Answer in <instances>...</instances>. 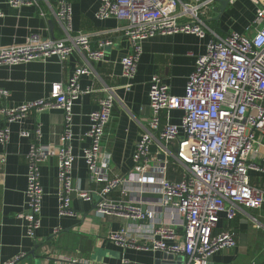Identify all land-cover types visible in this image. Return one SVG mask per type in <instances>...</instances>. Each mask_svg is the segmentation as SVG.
<instances>
[{
    "label": "built area",
    "instance_id": "built-area-1",
    "mask_svg": "<svg viewBox=\"0 0 264 264\" xmlns=\"http://www.w3.org/2000/svg\"><path fill=\"white\" fill-rule=\"evenodd\" d=\"M4 1L15 9L39 6V0ZM41 1L47 11L40 8L39 15H52L64 37L50 39L33 32L22 44L1 47L0 65L44 60L50 56L64 61L75 51L83 63L73 70L68 82L53 83L47 97L3 108L5 124L0 127V143L9 137L8 125L25 118L30 110L61 109L65 117L55 152L59 216L73 214V191L90 202L96 193L97 212L141 221L136 225V232L146 237L142 242L125 228L107 235L108 241L122 248L159 250L182 257V264H207L215 253L233 248L236 245L233 231L216 232L221 219H233L238 212L258 209L264 202V189L251 180L252 173L264 175V0H249L254 6V15L246 28L247 34L231 30L223 35L204 20L207 10L218 6L219 0H100L95 17L120 22L116 29L130 42V51L120 58L122 76L128 81L135 75L145 40L178 33L200 38L208 35L209 40L205 52L196 56L181 95L172 94L169 85L158 75L151 76L150 116L135 143L132 166L126 174L112 177L108 156L101 153V141L115 95L113 87H104L106 95L89 115L86 133L89 144L81 150L90 180L101 186L99 192L75 189L72 185L75 154L71 145V112L84 93L79 86L80 78L94 73L93 65L103 61L112 40L104 37L93 44L88 33L72 34L70 0H56L55 5L49 0ZM233 1L229 0L228 4ZM130 86V82L124 85L125 89ZM6 97L7 92L0 89V99ZM171 110L180 112L178 123L169 121ZM39 135V128L21 132L23 137ZM153 145L155 152L151 151ZM51 154L49 147L34 144L27 152L28 213L23 219L30 236H34L39 226L43 199L39 167ZM171 160L183 167L178 180L167 177ZM152 188L157 192L158 202L149 209L124 199L129 191L150 193ZM113 190L120 191L123 198L111 199L109 194ZM158 209L169 212L168 223L155 221ZM21 256L18 254L0 264H16Z\"/></svg>",
    "mask_w": 264,
    "mask_h": 264
},
{
    "label": "crops",
    "instance_id": "crops-1",
    "mask_svg": "<svg viewBox=\"0 0 264 264\" xmlns=\"http://www.w3.org/2000/svg\"><path fill=\"white\" fill-rule=\"evenodd\" d=\"M49 1L55 5L56 0ZM70 1L73 8L72 34L88 33L93 44L104 37L112 40V44L106 47L103 61L93 65L94 73L80 78L79 86L84 93L71 112V145L75 154L72 185L75 189L99 192L101 186L90 180L81 150L89 144L86 136L89 115L106 95L104 87H113L115 95L101 141V153L108 156L109 175L112 177L126 174L132 166L135 143L147 127L150 116L148 85L151 76L158 75L169 85L172 94L181 95L196 56L205 52L209 36L200 38L178 33L145 40L135 75L128 81L122 76L120 58L130 51V42L116 29L121 23L114 18L101 20L95 17L100 0ZM38 3V7L15 9L0 0V48L22 44L33 32L50 39L64 37L62 28L52 15H39V9L47 11V6L41 0ZM215 7L207 10L204 20L216 33L224 34L231 30L248 33L246 28L254 15V6L249 0H234L220 15ZM246 11H249V16L244 18ZM82 63L81 55L75 51L64 61L50 56L44 60L0 65V89L7 92V97L0 99V127L5 124L3 108L47 97L53 83L68 82L73 70ZM128 82L131 86L125 89ZM64 117V112L57 108L41 112L30 110L25 118L8 125L9 137L5 143H0V263L22 254L16 264H71L73 260L81 264H182L179 256L169 259L159 250L122 248L108 241L107 235L120 228L127 229L138 242L146 240V237H140L136 232V225L141 221L97 212L96 193L94 201L90 202L79 198L73 191V214L58 215V158L55 152L63 131ZM168 119L178 123L180 112L171 110ZM163 120L166 121V115H163ZM35 128L40 129L39 136H21L22 131ZM33 144L49 147L53 154L39 167L43 199L39 226L34 236H30L23 218L28 213L27 152ZM155 150V146H151V151ZM183 171L182 166L171 160L167 177L178 180ZM251 180L264 189V175L252 173ZM148 192L129 191L124 199L149 209L157 204L158 196L154 188ZM123 196L118 190L109 194L113 200H120ZM21 215L22 218L19 217ZM155 221L168 223L169 212L158 209ZM223 230L233 231L236 245L215 253L207 264H264V202L258 209L238 212L233 219L222 218L216 232ZM177 231L181 233L182 229L177 228Z\"/></svg>",
    "mask_w": 264,
    "mask_h": 264
},
{
    "label": "water",
    "instance_id": "water-1",
    "mask_svg": "<svg viewBox=\"0 0 264 264\" xmlns=\"http://www.w3.org/2000/svg\"><path fill=\"white\" fill-rule=\"evenodd\" d=\"M228 2L229 0H219V5L215 8V11H217L218 15H220L225 10V8L228 6ZM218 18L219 16H217L215 19L217 20ZM164 256L165 258H169V259L173 257L172 255H169V254H164Z\"/></svg>",
    "mask_w": 264,
    "mask_h": 264
},
{
    "label": "rangeland",
    "instance_id": "rangeland-1",
    "mask_svg": "<svg viewBox=\"0 0 264 264\" xmlns=\"http://www.w3.org/2000/svg\"><path fill=\"white\" fill-rule=\"evenodd\" d=\"M249 16V11H246L245 13H244V18H247Z\"/></svg>",
    "mask_w": 264,
    "mask_h": 264
},
{
    "label": "trees",
    "instance_id": "trees-1",
    "mask_svg": "<svg viewBox=\"0 0 264 264\" xmlns=\"http://www.w3.org/2000/svg\"><path fill=\"white\" fill-rule=\"evenodd\" d=\"M218 33V32H217ZM220 35H222L223 33L219 32Z\"/></svg>",
    "mask_w": 264,
    "mask_h": 264
}]
</instances>
